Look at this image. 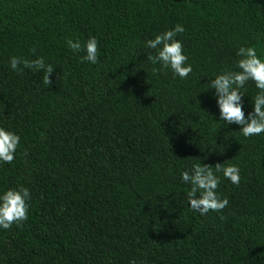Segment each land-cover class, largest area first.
<instances>
[{"label": "trees", "instance_id": "trees-1", "mask_svg": "<svg viewBox=\"0 0 264 264\" xmlns=\"http://www.w3.org/2000/svg\"><path fill=\"white\" fill-rule=\"evenodd\" d=\"M178 23L185 79L144 46ZM90 35L95 65L66 45ZM241 45L264 55V0H0V126L20 136L0 190L32 197L0 229V264H264V133L225 125L204 86L238 71ZM11 56L44 57L50 84ZM245 89L247 112L258 90ZM200 161L240 168L238 185L218 174L228 205L204 216L180 179Z\"/></svg>", "mask_w": 264, "mask_h": 264}, {"label": "clouds", "instance_id": "clouds-1", "mask_svg": "<svg viewBox=\"0 0 264 264\" xmlns=\"http://www.w3.org/2000/svg\"><path fill=\"white\" fill-rule=\"evenodd\" d=\"M184 31L183 25L178 23L144 42L146 48L155 50V54L148 55L147 60L154 65L159 64L161 70L170 69L173 76L181 79L187 78L193 71L182 41L176 38ZM66 45L74 54L83 53L79 56L82 63L97 64L98 40L95 36L90 35L83 44L79 39H66ZM235 56L239 58L235 62L238 71H221L207 80L204 86L208 91L214 90L213 99L220 121L227 126L237 125L239 134L244 138L259 136L264 133V55H258L255 46L241 45L236 49ZM8 66L17 74L24 69L43 72L42 82L45 85L50 84L49 78L54 70L42 56L32 60L11 56ZM248 81H252L258 91L249 100L251 111L246 112L243 98L246 97L245 85ZM19 142L20 136L16 132L0 126V163L14 160ZM218 174H222L232 184L238 185L240 182V168L236 164L217 163L212 166L200 161L180 171L181 181L190 185L186 193L190 210L204 216L209 211H220L228 205V198L222 197L217 191L221 180ZM31 199L30 190L23 185L0 190V229H9L13 223L19 225L26 220ZM129 264H137V261L131 259Z\"/></svg>", "mask_w": 264, "mask_h": 264}]
</instances>
